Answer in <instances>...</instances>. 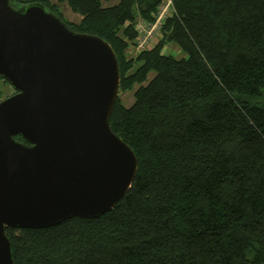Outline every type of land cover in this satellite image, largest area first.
Wrapping results in <instances>:
<instances>
[{"label": "trees", "instance_id": "trees-1", "mask_svg": "<svg viewBox=\"0 0 264 264\" xmlns=\"http://www.w3.org/2000/svg\"><path fill=\"white\" fill-rule=\"evenodd\" d=\"M104 1L13 0L103 37L120 90L139 84L110 118L138 158L124 198L98 217L6 227L15 264H264V0H173L157 44L135 56V20L162 0ZM168 43L185 55L163 53Z\"/></svg>", "mask_w": 264, "mask_h": 264}, {"label": "water", "instance_id": "water-1", "mask_svg": "<svg viewBox=\"0 0 264 264\" xmlns=\"http://www.w3.org/2000/svg\"><path fill=\"white\" fill-rule=\"evenodd\" d=\"M0 77L15 90L0 100V264H15L6 227L107 213L138 158L110 125L121 74L103 37L40 2L0 0Z\"/></svg>", "mask_w": 264, "mask_h": 264}, {"label": "built area", "instance_id": "built-area-1", "mask_svg": "<svg viewBox=\"0 0 264 264\" xmlns=\"http://www.w3.org/2000/svg\"><path fill=\"white\" fill-rule=\"evenodd\" d=\"M173 0H162L159 4L157 11L154 13L153 20L145 18L143 16H138L135 20L134 26L137 32L136 40L132 44V53L127 52L130 56H135L140 51L151 48L161 33L160 29L163 23L169 15L173 13Z\"/></svg>", "mask_w": 264, "mask_h": 264}, {"label": "rangeland", "instance_id": "rangeland-1", "mask_svg": "<svg viewBox=\"0 0 264 264\" xmlns=\"http://www.w3.org/2000/svg\"><path fill=\"white\" fill-rule=\"evenodd\" d=\"M55 3H58V0H52ZM116 0H105L104 4L105 5H110L115 3ZM60 9L62 10L64 16L69 19L70 21L73 22H79L81 20V15L79 13L74 12L71 7L66 3V2H60L59 3ZM159 33H161L158 37H156V41L155 44H157V42L159 41L160 37L162 36V28L160 29V25H159ZM136 40V38H134L133 40H131L127 46V52L132 53L133 51H131L132 49V44L133 42ZM154 44V45H155ZM153 45V46H154ZM163 53L165 54H173L177 57H182L184 56V52L182 51V49L174 43H168L164 46L163 49ZM155 74V72H151L149 75V78L153 77V75ZM139 86V84H135L134 88L131 90H126V91H122L120 90L119 94L121 97L122 102L126 105V106H130L133 101H134V92L137 89V87ZM15 92L13 86L8 82V81H4L3 78L0 79V94H1V99L13 94Z\"/></svg>", "mask_w": 264, "mask_h": 264}, {"label": "crops", "instance_id": "crops-1", "mask_svg": "<svg viewBox=\"0 0 264 264\" xmlns=\"http://www.w3.org/2000/svg\"><path fill=\"white\" fill-rule=\"evenodd\" d=\"M118 2V0H116V2L115 3H117ZM82 17V16H81Z\"/></svg>", "mask_w": 264, "mask_h": 264}]
</instances>
